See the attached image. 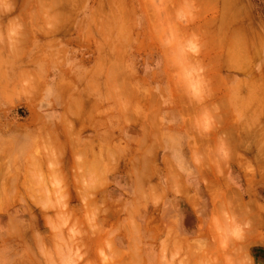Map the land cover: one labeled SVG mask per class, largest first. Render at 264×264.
I'll return each instance as SVG.
<instances>
[{
    "label": "rangeland",
    "instance_id": "374dc122",
    "mask_svg": "<svg viewBox=\"0 0 264 264\" xmlns=\"http://www.w3.org/2000/svg\"><path fill=\"white\" fill-rule=\"evenodd\" d=\"M263 38L264 0H0V264H254Z\"/></svg>",
    "mask_w": 264,
    "mask_h": 264
},
{
    "label": "crops",
    "instance_id": "0c3cea01",
    "mask_svg": "<svg viewBox=\"0 0 264 264\" xmlns=\"http://www.w3.org/2000/svg\"><path fill=\"white\" fill-rule=\"evenodd\" d=\"M149 25H150V22H149ZM212 37L214 40L215 39L214 34ZM244 40H246V38ZM263 40H264V38H263ZM261 43H262V41H260V44ZM260 44H258V46ZM243 45H244V52L248 56H251L253 51L258 52L259 50H262V52H259V53L264 54V50H263L264 48L262 49L261 47L255 46L254 49H251L250 42L248 39H247V41H244ZM250 70H251L250 66L246 65L244 67V69L240 70V71H243L244 73H248V72H251ZM96 74H99V70L93 71L92 69H90L88 67H85L82 70V68L77 67L76 64L73 63V65L68 68L67 73L62 74V76H61V72H60L59 78L56 81L52 82V88L53 89H59V88L63 87V88H68L70 90V89H74V87H76V85H77L78 89H86V90H89L91 88L104 89L105 88V81H99L98 76ZM74 75H76V76H74ZM247 86H249V87H247L248 89H251L252 88L251 82H249V84H247ZM262 88L264 89L263 85H262ZM45 122H51L52 125H51L50 129L47 130V132L50 134V137H51V140H52L54 147L59 149L60 148L59 147L60 140L64 136H62L60 134L61 132L58 129V124L55 123V121L49 120V119H46ZM44 126L45 125L42 124L41 131H36V134H37L36 138L37 139L44 137V134H45V131L43 130ZM95 137L96 136H93V138H95ZM103 137H106V135L105 134L102 135V133H100L99 138H103ZM29 143H32V141L29 140ZM27 147L28 146H26V148ZM67 148H68V151H70V148L66 147V149ZM105 150L106 149H104L102 152H100V154L103 153L105 155V152H106ZM90 153H92L91 150H90ZM72 197H76V195L72 194ZM168 198H169V201H171V204L169 205V207L167 208V212L165 213V216H167V220L165 222L167 225L166 227L179 228L174 223L176 219H179L182 223L183 231H185L184 227H185V229H187V231H190L191 233H195V234H199L200 232L204 231L201 229L200 217L197 216V213L195 211H194L195 216L192 214L194 216L193 219H194L195 225H193V227L191 226L192 229H189L190 225L187 222V221H189V219H185V216L181 214V211H180L181 209L176 207V205L172 204L173 202H176V201L190 203L191 201H193V199L191 200V198L189 199L187 197H168ZM194 200L195 201H198V200L202 201V198L198 197V198H194ZM255 201H258L256 197H255ZM190 206H191L192 210H194V207L192 205H190ZM252 217L262 218L263 213L260 211L259 213H255L254 215H252ZM186 223H187V225H186ZM260 228H261V226H260ZM185 233H188V232L185 231ZM188 234H190V233H188ZM258 239H259V241H258ZM252 241H254V244L250 247L249 252H250L251 258L254 260V264H264V232L260 231V236L254 237Z\"/></svg>",
    "mask_w": 264,
    "mask_h": 264
},
{
    "label": "bare ground",
    "instance_id": "6f19581e",
    "mask_svg": "<svg viewBox=\"0 0 264 264\" xmlns=\"http://www.w3.org/2000/svg\"><path fill=\"white\" fill-rule=\"evenodd\" d=\"M263 41H264V40H263ZM263 41H262V42H263ZM258 42H259V40H258ZM259 44H260V43H259ZM111 149H112V148H111ZM104 169H105V167H104ZM26 181H27V180H26ZM28 183H29V182H28ZM23 185H24V184H23ZM39 185H40V184H39ZM31 186H32V185H31ZM27 187H28V186H27ZM31 188H32V187H31ZM25 189H26V188H25ZM18 190H19V188H18ZM26 190H27V189H26ZM26 190H25V191H26ZM15 192H16V191H15ZM26 192H27V191H26ZM16 193H17V192H16ZM18 194H19V192H18ZM18 197H19V195H18ZM130 229H131V228H130ZM131 239H132V238H131ZM135 241H136V244H137V240H135Z\"/></svg>",
    "mask_w": 264,
    "mask_h": 264
}]
</instances>
